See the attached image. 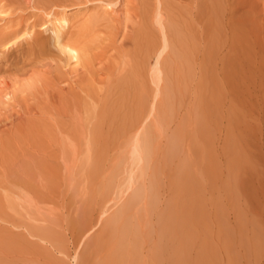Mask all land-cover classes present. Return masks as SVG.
<instances>
[{
  "label": "rangeland",
  "instance_id": "1",
  "mask_svg": "<svg viewBox=\"0 0 264 264\" xmlns=\"http://www.w3.org/2000/svg\"><path fill=\"white\" fill-rule=\"evenodd\" d=\"M0 264H264V0H0Z\"/></svg>",
  "mask_w": 264,
  "mask_h": 264
},
{
  "label": "bare ground",
  "instance_id": "2",
  "mask_svg": "<svg viewBox=\"0 0 264 264\" xmlns=\"http://www.w3.org/2000/svg\"><path fill=\"white\" fill-rule=\"evenodd\" d=\"M54 29H53V32L56 33V40L57 42H59V33H61V29L64 28L65 26H68L69 25V17L66 15V14H61L59 15L58 17H56L54 19ZM74 39V38H72ZM74 41H70V42H63L62 44V49L63 51L62 52H67L68 53V58H80L79 56H81L80 54V51H81V48L79 46V43L77 44L76 42L73 43ZM62 43V41H61ZM76 60V59H75Z\"/></svg>",
  "mask_w": 264,
  "mask_h": 264
}]
</instances>
